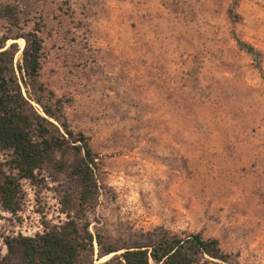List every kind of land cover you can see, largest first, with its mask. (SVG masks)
<instances>
[{"label": "rangeland", "instance_id": "obj_1", "mask_svg": "<svg viewBox=\"0 0 264 264\" xmlns=\"http://www.w3.org/2000/svg\"><path fill=\"white\" fill-rule=\"evenodd\" d=\"M3 6L17 25L0 18V36L38 31V80L66 101L67 124L98 157L90 232L116 244L152 230L198 232L229 264H264V0ZM41 176L20 181L19 211L0 208V257L3 237L63 220L57 199L73 184L49 169Z\"/></svg>", "mask_w": 264, "mask_h": 264}, {"label": "trees", "instance_id": "obj_2", "mask_svg": "<svg viewBox=\"0 0 264 264\" xmlns=\"http://www.w3.org/2000/svg\"><path fill=\"white\" fill-rule=\"evenodd\" d=\"M13 13L8 6L0 8V18L15 27ZM16 40L23 44L13 62ZM233 40L238 49L257 56L253 47ZM40 56L37 30L0 36V208L12 215L19 211L20 181L38 185L44 169L65 175L73 190L57 199L63 220L41 222L32 236L2 238L0 264H229L218 241L198 232L152 230L116 244L89 231L88 216L99 195L98 157L88 138L67 124L66 101L38 80Z\"/></svg>", "mask_w": 264, "mask_h": 264}, {"label": "bare ground", "instance_id": "obj_3", "mask_svg": "<svg viewBox=\"0 0 264 264\" xmlns=\"http://www.w3.org/2000/svg\"><path fill=\"white\" fill-rule=\"evenodd\" d=\"M110 256V255H109ZM109 256H107V257H104L103 259H101L100 261L102 262V261H104V260H106L107 258H109Z\"/></svg>", "mask_w": 264, "mask_h": 264}, {"label": "built area", "instance_id": "obj_4", "mask_svg": "<svg viewBox=\"0 0 264 264\" xmlns=\"http://www.w3.org/2000/svg\"><path fill=\"white\" fill-rule=\"evenodd\" d=\"M8 213V212H7ZM3 245V244H2ZM4 247V246H3Z\"/></svg>", "mask_w": 264, "mask_h": 264}, {"label": "water", "instance_id": "obj_5", "mask_svg": "<svg viewBox=\"0 0 264 264\" xmlns=\"http://www.w3.org/2000/svg\"><path fill=\"white\" fill-rule=\"evenodd\" d=\"M110 257V256H109Z\"/></svg>", "mask_w": 264, "mask_h": 264}]
</instances>
